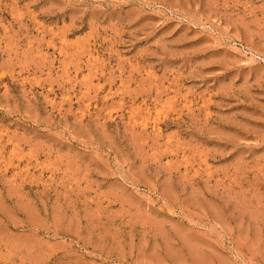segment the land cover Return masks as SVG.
I'll return each instance as SVG.
<instances>
[{
    "label": "rangeland",
    "instance_id": "obj_1",
    "mask_svg": "<svg viewBox=\"0 0 264 264\" xmlns=\"http://www.w3.org/2000/svg\"><path fill=\"white\" fill-rule=\"evenodd\" d=\"M0 264H264V0H0Z\"/></svg>",
    "mask_w": 264,
    "mask_h": 264
}]
</instances>
